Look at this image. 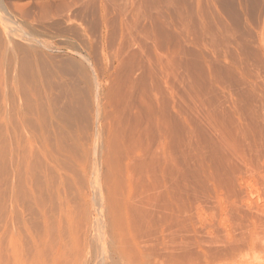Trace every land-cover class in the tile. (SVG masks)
Masks as SVG:
<instances>
[{
  "label": "rangeland",
  "instance_id": "rangeland-1",
  "mask_svg": "<svg viewBox=\"0 0 264 264\" xmlns=\"http://www.w3.org/2000/svg\"><path fill=\"white\" fill-rule=\"evenodd\" d=\"M0 6V264L12 233L24 253L46 225L58 264H247L248 202L264 209V0ZM39 247L24 264L56 261Z\"/></svg>",
  "mask_w": 264,
  "mask_h": 264
},
{
  "label": "bare ground",
  "instance_id": "bare-ground-1",
  "mask_svg": "<svg viewBox=\"0 0 264 264\" xmlns=\"http://www.w3.org/2000/svg\"><path fill=\"white\" fill-rule=\"evenodd\" d=\"M139 3V2H138ZM141 4V3H140ZM158 4V3H157ZM144 5V4H143ZM159 5V4H158ZM140 6V5H139ZM1 7V6H0ZM134 7H135V5H134ZM133 10H135V9H133ZM132 11V10H131ZM136 13V12H135ZM124 14V13H123ZM125 15V14H124ZM126 16V15H125ZM131 18V17H130ZM137 19V18H136ZM5 20V19H4ZM7 20V19H6ZM163 20V19H162ZM157 22V21H156ZM164 23H165V21H164ZM142 24V23H141ZM168 24V23H167ZM12 26V25H11ZM122 26H124V25H122ZM144 26V25H143ZM134 27V26H133ZM138 27V26H137ZM146 27V26H145ZM168 27V26H167ZM142 28V27H141ZM139 29V28H138ZM26 31V30H25ZM131 31V30H130ZM129 31V32H130ZM138 31V30H137ZM145 31H146V29H145ZM41 32V31H40ZM144 32V31H143ZM23 33V32H22ZM26 33V32H25ZM24 33V34H25ZM142 33V32H141ZM148 33V32H147ZM164 33V32H163ZM156 34V33H155ZM20 35V34H19ZM162 35V34H161ZM21 36V35H20ZM28 36V35H27ZM26 36V37H27ZM147 36V35H146ZM128 37V36H127ZM149 38V37H148ZM135 39V38H134ZM132 40V39H131ZM150 41V40H149ZM153 41V40H152ZM155 41V40H154ZM157 41V40H156ZM141 42V41H140ZM131 43H133V42H131ZM162 43V42H161ZM122 45V44H121ZM161 45V44H160ZM163 45H164V43H163ZM162 45V46H163ZM166 45V44H165ZM137 46V45H136ZM151 47V46H150ZM20 49H21V47H20ZM159 49V48H158ZM126 50V49H125ZM141 51V50H140ZM146 53V52H145ZM163 54V53H162ZM161 55V54H160ZM164 55H166V54H164ZM130 59H131V57H130ZM150 59V58H149ZM162 59V58H161ZM149 63H150V61H149ZM155 64V63H154ZM167 64V63H166ZM158 70V69H157ZM165 70V69H164ZM9 73V72H8ZM12 73V72H11ZM10 75V74H9ZM8 75V76H9ZM140 75V74H139ZM18 76V75H17ZM126 76V75H125ZM99 78V77H98ZM128 78V77H127ZM164 78V77H163ZM17 80V79H16ZM166 82V81H165ZM126 84V83H125ZM148 89V88H147ZM126 90H128L127 88H126ZM145 90V89H144ZM103 91V90H102ZM9 92V91H8ZM104 92V91H103ZM105 95V94H104ZM9 97V96H8ZM138 97V96H137ZM145 97V96H144ZM165 98V97H164ZM133 103V102H132ZM165 104V103H164ZM132 105V104H131ZM104 106H105V104H104ZM164 106V105H163ZM102 108H103V106H102ZM129 108V107H128ZM104 109V108H103ZM165 109V108H164ZM98 112H99V110H98ZM136 112V111H135ZM23 113V112H22ZM10 114V113H9ZM131 114H133V113H131ZM22 115V114H21ZM137 115V114H136ZM139 117V116H138ZM22 118V117H21ZM146 118V117H145ZM139 119V118H138ZM144 120V119H143ZM22 121V120H21ZM147 122V121H146ZM15 123V122H14ZM10 125V124H9ZM101 125H103V124H101ZM162 125H164V124H162ZM106 128V127H105ZM133 129V128H132ZM106 131V130H105ZM111 131V130H110ZM141 131V130H140ZM11 133V132H10ZM130 134V133H129ZM10 135V134H9ZM13 135V134H12ZM11 135V136H12ZM132 135V134H131ZM139 135V134H138ZM13 137V136H12ZM28 138V137H27ZM17 140V139H16ZM10 141V140H9ZM11 142V141H10ZM9 142V143H10ZM15 144V143H14ZM17 144H18V142H17ZM125 144V143H124ZM22 146V145H21ZM76 147V146H75ZM126 147V146H125ZM123 149V148H122ZM36 150V149H35ZM26 151V150H25ZM49 151V150H48ZM74 151V150H73ZM135 151V150H134ZM29 152V151H28ZM42 152V151H41ZM6 153H8V160H7V162H9V164H10V167H13L14 168V174L13 175H15V172H17V168L21 165V163H22V159H23V148L22 147H20L19 145L18 146H16L15 148H14V145H13V141H12V144L10 145V148L8 149V152H6ZM58 153H59V151H58ZM48 154V153H47ZM50 154V153H49ZM27 155V154H26ZM41 156V155H40ZM68 156V155H67ZM76 156V155H75ZM24 157H25V154H24ZM47 157V156H46ZM59 157V156H58ZM51 158V157H50ZM26 160V159H25ZM39 161V160H38ZM50 161V160H49ZM56 161V160H55ZM75 161V160H74ZM40 163V162H39ZM47 163V162H46ZM52 163V162H51ZM69 163V162H68ZM79 163V162H78ZM24 164H26V162H24ZM31 164V163H30ZM75 164V163H74ZM135 164V163H134ZM27 165V164H26ZM25 165V166H26ZM7 166V165H6ZM8 168V167H7ZM13 168H12V170H13ZM16 168V169H15ZM20 168H21V166H20ZM20 168H18V169H20ZM23 168V167H22ZM25 168V167H24ZM28 168V167H27ZM11 169V168H10ZM10 169L8 170V171H10ZM20 170H23V169H20ZM24 171V170H23ZM7 172V171H6ZM81 172V171H80ZM21 173H23V172H20V174ZM28 173H29V171H28ZM61 173V172H60ZM17 174V173H16ZM100 174V173H99ZM131 174V173H130ZM12 175V176H13ZM61 175V174H60ZM65 175V174H64ZM97 175V177H96V179L98 178V174H96ZM96 175H94V176H96ZM58 176V175H57ZM106 176V175H105ZM110 176V175H109ZM16 177V176H15ZM24 177V176H23ZM59 177V176H58ZM9 178V177H8ZM63 178V177H62ZM100 178V177H99ZM98 178V179H99ZM13 179V178H12ZM12 179H11V181H12ZM18 179V178H17ZM59 179V178H58ZM98 179H97V181H98ZM101 179V178H100ZM114 179V178H113ZM19 180H21V178H19L18 179V182H20ZM59 180H61L62 181V179H59ZM104 180V179H103ZM131 180V179H130ZM14 181V180H13ZM12 181V182H13ZM17 181V180H16ZM40 181V180H39ZM96 181V182H97ZM105 181V180H104ZM104 181L102 182V185L101 186H105V185H103V183H104ZM112 181V180H111ZM100 182V181H99ZM60 183H62V182H60ZM64 183V182H63ZM66 183V182H65ZM111 183H113V182H111ZM46 184V183H45ZM105 184H106V181H105ZM20 185V184H19ZM31 185V184H30ZM61 185V184H60ZM97 187H98V184H97ZM13 188V187H12ZM106 188V187H105ZM10 189V188H9ZM62 189V188H61ZM11 190V189H10ZM15 190V189H14ZM31 190V189H30ZM110 191V190H109ZM15 192V191H14ZM11 193V192H10ZM47 193V192H46ZM58 193V192H57ZM11 195V194H10ZM13 195H16V194H13ZM59 196V195H58ZM107 197V196H106ZM10 198H13V197H11L10 196ZM102 198H104V197H102ZM14 199H16V197L14 198ZM13 199V200H14ZM39 199V198H38ZM51 200V199H50ZM64 200V199H63ZM107 200V199H106ZM9 201H12V200H9ZM60 201V200H59ZM84 201H85V199H84ZM103 201H105L104 199H103ZM108 201H110V200H108ZM106 202V201H105ZM255 202H257V201H255ZM13 203H14V201H13ZM13 203H11V205L13 204ZM17 203V202H16ZM19 203V202H18ZM62 203V202H61ZM67 203V202H66ZM252 203V201H250V202H248V206H249V217L247 218V220L249 219V225H248V229H249V231L244 235V240H245V245H246V247H247V250H252L253 251V253L250 255V257L249 258H247V264H264V209L263 208H261V207H259V206H257L258 204V202L255 204V205H252L251 204ZM13 205H15V204H13ZM12 205V206H13ZM20 206H21V204H19ZM68 206H69V204H67ZM66 205V206H67ZM261 205V204H260ZM263 205V204H262ZM8 206H9V204H8ZM12 206H10L9 208H11ZM17 206V205H16ZM20 206H18V207H20ZM41 206V205H40ZM67 206V207H68ZM15 207V206H14ZM42 207V206H41ZM24 208V207H23ZM42 208H44V207H42ZM68 208H70V207H68ZM15 209H16V207H15ZM14 209V210H15ZM9 211L11 210V209H8ZM21 210L23 211V209H22V207H21ZM44 210V209H43ZM43 210L41 209L40 211L42 212V215H43ZM12 211V210H11ZM18 212V211H17ZM59 212V211H58ZM68 212H70V211H68L67 210V212H66V210H65V212H64V208H63V205H61L60 204V215H62V216H60L61 218L64 216V218H65V233L67 234H65L66 236H68V238H69V241L70 240H72L73 241V239H75V236L74 235H78V234H75L76 232H74L75 230H78V228L76 229V226L74 227L75 228V230H72V225H73V223L71 224V221L70 220H73L74 218L72 217H70L69 216V214H68ZM15 213V212H14ZM20 213H21V211H20ZM45 213V212H44ZM70 213H72V212H70ZM41 214V213H40ZM121 215H122V213H120ZM124 214V213H123ZM22 215H23V212H22ZM48 215V214H47ZM55 215V214H54ZM70 215H72V214H70ZM7 216H8V214H7ZM12 217H13V215H11ZM46 216V215H45ZM72 216H74V214L72 215ZM106 216V215H105ZM117 216V215H116ZM115 216V217H116ZM125 216V215H124ZM9 217H10V214H9ZM60 217H57V218H59V220L57 221L58 222V224H57V227H58V230L61 228V226H62V219L60 218ZM110 217V216H109ZM11 218V217H10ZM16 218V217H15ZM25 217H22V220L24 219ZM63 218V219H64ZM122 218H124V217H122ZM47 219H48V217H47ZM61 219V220H60ZM77 219V218H76ZM79 219V218H78ZM76 220L77 222L79 221V220ZM113 219V218H112ZM112 219H110V220H112ZM120 219V218H119ZM11 220H14V219H11ZM114 220V219H113ZM20 221V220H19ZM19 221H17V222H19ZM45 221H46V218H45ZM64 221V220H63ZM115 221V220H114ZM122 221V220H121ZM120 221V222H121ZM124 221H125V219H124ZM127 221V220H126ZM9 222H10V220H9ZM12 222V221H11ZM107 222V221H106ZM13 223H15L14 221H13ZM26 223V222H25ZM111 223H113V222H111ZM7 224V223H6ZM9 224V223H8ZM12 224V223H11ZM10 224V226L12 227V226H15L14 224L13 225H11ZM47 224V222H45V224H43V225H46ZM109 224V223H108ZM122 224V223H121ZM126 224H127V222H126ZM26 225V224H25ZM79 225V224H78ZM82 225V224H81ZM112 225V224H111ZM7 226H9V225H7ZM9 226V227H10ZM16 226H18V227H20V225L19 224H17ZM15 226V227H16ZM23 226V224L21 225V227ZM51 225H46L45 226V229H44V232H42V238H45V237H47L45 240H49L48 242H50V239H52V237L50 236H48L49 235V233L52 235V233H53V231H52V227H50ZM64 226V225H63ZM83 226V225H82ZM10 227V228H11ZM50 227V228H49ZM78 227V226H77ZM25 228V227H24ZM73 228V229H74ZM86 228V227H85ZM258 228V229H257ZM19 229V228H18ZM17 229V230H18ZM22 229V228H21ZM83 229V228H82ZM107 229V228H106ZM20 230V229H19ZM18 230V231H19ZM28 230V229H27ZM55 230H57V228L55 229ZM13 231H14V228H13ZM23 232H24V230H22ZM21 231V232H22ZM81 231V230H80ZM119 231H120V229H119ZM9 232H12V231H9ZM15 232V231H14ZM27 232H29V231H26V233ZM41 232V231H40ZM59 232H61V229H60V231H58V234H57V236H58V241H57V247H61V246H63V244L62 243H64V242H66V240L65 241H63L65 238L63 237V234L62 233H59ZM111 232V231H110ZM44 233V234H43ZM73 233H74V235H73ZM112 233H113V231H112ZM7 234V233H6ZM9 234V233H8ZM20 234V233H19ZM19 234H18V237H16L17 235H13V233L11 234V236H9V243H10V247H11V252H9V253H11V255L10 256H12L11 258H12V261H13V263H9V264H24V262L26 261H24V254H26L25 256H29V255H31L30 253H32L33 252V249L32 248H35V250H38V247H39V251H41V250H45L46 251V249L47 248H51L52 249V247L54 246V244H52V243H47V241H45L44 239V242H43V240H42V243H43V245H40V244H42L41 242H39L40 241V239L39 238H41V236H39L38 235V237H37V239H39L38 240V245H37V241H36V245H35V243H34V247H33V243H32V241L33 242H35L34 240H32L31 241V243H32V246L31 247H28V249H26V250H32L31 252H29L28 254L27 253H25V251H24V253H23V250H22V248H20V246L18 245V240L19 239H21V243H22V241H24V234H23V236H22V238H23V240H22V238H19ZM21 234V235H22ZM38 234H40V233H38ZM81 234V233H80ZM110 234V233H109ZM20 235V236H21ZM113 235V234H112ZM8 236V235H7ZM33 236V235H32ZM45 236V237H44ZM102 236V235H101ZM101 236H100V239H101ZM15 237L16 238H18L17 240L15 239ZM34 237V236H33ZM48 237L50 238V239H48ZM120 237H122V236H120ZM6 238V237H5ZM8 238V237H7ZM27 238H30V236L29 237H27ZM32 238V237H31ZM78 238V237H77ZM103 238V237H102ZM109 238V237H108ZM107 238V239H108ZM33 239H36V237L35 238H33ZM54 239V238H53ZM6 240V239H5ZM56 240V239H55ZM54 240V241H55ZM102 240V239H101ZM113 240V239H112ZM118 240H119V238H118ZM72 241L70 242V244L72 243ZM74 241H76V239L74 240ZM102 241H104V239L102 240ZM101 241V242H102ZM117 241V240H116ZM120 241V240H119ZM26 242V241H25ZM9 243H7V246H9ZM24 243V242H23ZM55 244H56V241L54 242ZM103 243H105V241L104 242H102V245H100V246H103ZM111 243V242H110ZM118 243V242H117ZM2 244H3V242H2ZM5 244V243H4ZM19 244H20V240H19ZM62 244V245H61ZM65 244H67V243H65ZM24 246H25V243L23 244ZM22 245V246H23ZM105 245V244H104ZM121 245V244H120ZM6 246V245H5ZM7 246H6V251H8V249H7ZM28 246V245H27ZM44 248V249H41L40 250V248H42V247ZM65 246H67V245H65ZM71 247L72 246H75L74 245V243H73V245H70ZM106 247H107V245H105ZM112 246V245H111ZM111 246H109V249H111L110 247ZM122 246V245H121ZM104 247V246H103ZM105 247V248H106ZM1 248V247H0ZM3 248V247H2ZM9 248V247H8ZM30 248V249H29ZM75 247H73V249H74ZM100 248H102V247H100ZM108 248V247H107ZM106 248V249H107ZM114 248V247H113ZM116 249H117V247H115ZM249 248V249H248ZM25 249V248H24ZM50 249V251H51V259L56 255V258H57V253H59V251H53V249L51 250ZM70 249H72V248H70ZM106 249H103L102 248V250H106ZM108 249V250H109ZM121 249V248H120ZM48 250V249H47ZM101 250V251H102ZM107 250V252H110V253H112L111 251H113V250H115V249H112L111 251L109 250L108 251ZM6 251H5V253L4 254H8V253H6ZM9 251H10V249H9ZM44 251V252H45ZM100 251V250H99ZM117 251H119V246H118V249H117ZM27 252V251H26ZM44 252H39V253H43V255H45L46 253H47V251H46V253L44 254ZM104 252H106V251H104ZM104 252H102V254L104 253ZM114 253V252H113ZM119 253V252H118ZM118 253H117V255H118ZM122 252H121V250H120V255L119 256H122V257H124L122 254H121ZM105 255H106V253H104ZM103 254V255H104ZM249 254H250V252H249ZM248 254V255H249ZM6 255L4 256V257H6ZM33 255V254H32ZM38 255L39 254H37V257H38ZM42 255V257L44 258V256ZM115 255H116V253H115ZM125 255V254H124ZM40 256V255H39ZM107 256V255H106ZM2 256H0V258H1ZM34 256H32L31 257V259H32V261H31V263L30 264H34V262H37L38 260H36V258H33ZM100 257H102L103 258V256H100ZM3 258V257H2ZM8 257H6V259H7ZM10 258V259H11ZM56 258H54V259H52V260H56ZM4 259V258H3ZM2 259V260H3ZM6 259H5V264H8V261L9 262H11V260L8 258V260L6 261ZM26 259H30V258H26ZM38 259V258H37ZM41 259V258H40ZM48 259V258H47ZM47 259H46V261H47ZM58 260H59V258H57ZM42 260V259H41ZM48 260H50V259H48ZM58 260H56V261H53V262H57V264H58ZM4 261V260H3ZM51 261V260H50ZM49 261V263H51ZM52 262V263H53ZM40 264H41V262H39ZM43 263H45V262H43ZM51 263V264H52ZM54 263V264H55ZM1 264H3V263H1ZM47 264V263H46Z\"/></svg>",
  "mask_w": 264,
  "mask_h": 264
}]
</instances>
